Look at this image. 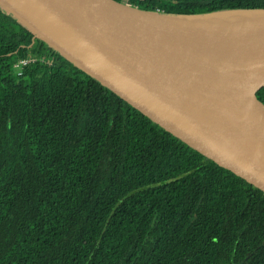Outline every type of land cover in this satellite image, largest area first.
<instances>
[{"label":"trees","instance_id":"trees-1","mask_svg":"<svg viewBox=\"0 0 264 264\" xmlns=\"http://www.w3.org/2000/svg\"><path fill=\"white\" fill-rule=\"evenodd\" d=\"M118 1L179 16L264 11V0ZM36 53L52 63L19 75ZM0 264H264V191L0 4Z\"/></svg>","mask_w":264,"mask_h":264},{"label":"water","instance_id":"water-1","mask_svg":"<svg viewBox=\"0 0 264 264\" xmlns=\"http://www.w3.org/2000/svg\"><path fill=\"white\" fill-rule=\"evenodd\" d=\"M35 34L193 148L264 191V13L216 21L118 0H1Z\"/></svg>","mask_w":264,"mask_h":264},{"label":"rangeland","instance_id":"rangeland-1","mask_svg":"<svg viewBox=\"0 0 264 264\" xmlns=\"http://www.w3.org/2000/svg\"><path fill=\"white\" fill-rule=\"evenodd\" d=\"M0 4L6 6L0 0ZM264 11H221L212 13V15L198 16L205 19H212L216 21H232V20H244L253 18L257 15L263 14Z\"/></svg>","mask_w":264,"mask_h":264},{"label":"bare ground","instance_id":"bare-ground-1","mask_svg":"<svg viewBox=\"0 0 264 264\" xmlns=\"http://www.w3.org/2000/svg\"><path fill=\"white\" fill-rule=\"evenodd\" d=\"M264 23V22H263ZM248 112L260 123L264 128V103L256 97L245 104Z\"/></svg>","mask_w":264,"mask_h":264},{"label":"built area","instance_id":"built-area-1","mask_svg":"<svg viewBox=\"0 0 264 264\" xmlns=\"http://www.w3.org/2000/svg\"><path fill=\"white\" fill-rule=\"evenodd\" d=\"M50 48L54 49L51 45H49ZM34 61H42V62H46V63H52V60L50 59V57H48L46 54H39L36 53L34 54V56L32 55L31 57H26V58H20L16 63H15V68L16 71L19 75L23 74V68L24 66H26L28 63L30 62H34Z\"/></svg>","mask_w":264,"mask_h":264}]
</instances>
